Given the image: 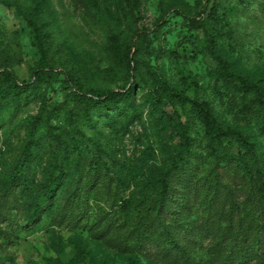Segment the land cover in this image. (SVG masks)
I'll use <instances>...</instances> for the list:
<instances>
[{
    "label": "rangeland",
    "instance_id": "374dc122",
    "mask_svg": "<svg viewBox=\"0 0 264 264\" xmlns=\"http://www.w3.org/2000/svg\"><path fill=\"white\" fill-rule=\"evenodd\" d=\"M139 1L137 26L145 32L132 62L139 117L126 131L114 132L104 116L93 115V124L81 118L75 96L77 88L117 90L126 81L124 63L103 28L69 0H0V72L28 83L16 103L0 73V116H7L0 128V175L29 149L36 153L28 169L32 193L65 171L53 214L34 225L24 223L30 189L11 194L0 185V264H172L175 255L162 240L139 244L143 212L134 206L128 216L122 205L133 196L135 205L151 197L159 174L177 155L187 156L181 132L193 140L191 178L168 202L185 250L178 264H262L264 238L246 236L253 235L252 204L240 215L237 208L236 162L245 150L233 141L218 156L209 155L198 113L171 92L209 101L218 120L242 129L264 157V131L227 80L239 75L264 88V0ZM113 10L106 19L117 34L137 27L124 13L117 21ZM33 130L46 133L37 145ZM74 140L86 147L82 163ZM102 162L106 171L96 164Z\"/></svg>",
    "mask_w": 264,
    "mask_h": 264
},
{
    "label": "trees",
    "instance_id": "16d2710c",
    "mask_svg": "<svg viewBox=\"0 0 264 264\" xmlns=\"http://www.w3.org/2000/svg\"><path fill=\"white\" fill-rule=\"evenodd\" d=\"M74 9L80 10L93 22L99 24L106 32L107 44L111 51L117 52L119 58L124 63V81L117 90H87L83 91L77 88L76 98L78 99L80 117L84 118L90 124L94 123L93 115L104 116L105 124L114 132L126 131L129 126L139 117V108L136 99L135 67L133 48L137 47V40L144 36L145 30L137 26L140 22L139 0H69ZM111 6L114 7L113 15L118 21L122 13L125 14L127 22L132 20L137 26L125 30L123 34H117L114 28L106 19V14L111 13ZM216 16V13H213ZM29 23H32L28 18ZM129 26V24L127 25ZM43 58L45 56L43 55ZM224 68H227L224 65ZM42 69V68H41ZM1 75L10 83L9 90L14 102H19L21 94L28 89V83L19 82L13 73L9 70H4ZM152 79L160 86L167 89L165 82L160 79L155 73H152ZM130 80L132 82L130 83ZM134 80V81H133ZM227 80L232 82V86L241 98L248 102L249 109L255 117L258 128L264 131V88L258 83L239 75L229 74ZM76 84V83H75ZM141 86V85H139ZM171 95L178 98L182 103H190L198 113L200 120L205 128L206 134V151L211 156H218L219 149L225 148L226 143L231 144L236 141L246 152V156H241L237 159L238 178L240 179L237 185L238 196L241 198L239 202V215L246 211L250 204L253 208L252 222H248L250 232L246 233L249 239L254 238L260 240L264 238V157L260 152L256 143L251 141L248 135L240 128L225 127L213 113L209 101L201 100L198 97L192 98L171 92ZM5 117L0 116V128L4 124ZM1 134V129H0ZM5 134V132H4ZM44 130H41L40 135L35 134V130L31 133L32 142L37 145L42 136H45ZM183 148L187 153L184 156L182 153L174 158V161L164 169L155 181L157 190L152 193L151 197L146 196L135 205L134 196L127 199L122 207L126 215L131 216L136 210L143 212L139 221L141 234L139 244L146 243L148 240L155 238V244L158 240L165 242L167 253H174L172 264H178L177 255L183 256L185 253L183 245L179 242L175 226L176 220L172 221L169 218L172 211L169 209V201H173L174 192L177 186H182L186 180L191 178L190 160L191 141L193 140L187 133L181 132ZM73 150L75 158L79 163L85 161L88 156L84 151L83 144L78 140H74ZM6 144V140H3ZM69 149L68 146H66ZM226 155L231 156L230 153ZM36 153L33 149H29L24 153L23 160L11 171L5 175H0V185L3 191L11 194H16L19 190L30 189V201L26 204V217L24 223L26 225H34L43 215L51 216L53 214V198L65 176L64 169L60 168L56 173L49 178L42 188L34 193L31 192L32 184L28 176V169L32 161L35 159ZM92 159H89L91 161ZM0 161L5 162L0 153ZM98 168L106 171L108 165L106 162L96 163ZM178 193H183L179 189ZM243 218V217H242ZM241 218L239 226L244 230V220ZM159 244H157L158 246ZM264 246V245H263ZM258 254V253H257ZM128 264H135L134 260H129ZM264 264V260H262Z\"/></svg>",
    "mask_w": 264,
    "mask_h": 264
}]
</instances>
